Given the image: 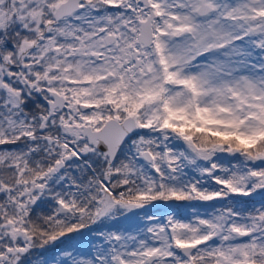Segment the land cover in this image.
<instances>
[{"label": "snow or ice", "instance_id": "6c2138e0", "mask_svg": "<svg viewBox=\"0 0 264 264\" xmlns=\"http://www.w3.org/2000/svg\"><path fill=\"white\" fill-rule=\"evenodd\" d=\"M0 264H264V0H0Z\"/></svg>", "mask_w": 264, "mask_h": 264}]
</instances>
